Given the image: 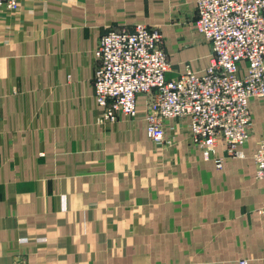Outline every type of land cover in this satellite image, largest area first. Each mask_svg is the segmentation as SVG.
I'll use <instances>...</instances> for the list:
<instances>
[{"label":"crops","instance_id":"1","mask_svg":"<svg viewBox=\"0 0 264 264\" xmlns=\"http://www.w3.org/2000/svg\"><path fill=\"white\" fill-rule=\"evenodd\" d=\"M195 0H22L0 7V264H264L253 131L220 167L191 145L187 120L154 145L144 120L101 121L93 52L110 29L158 26L167 79L209 65ZM245 64H242L244 72ZM260 120V124H258ZM172 128V130H171Z\"/></svg>","mask_w":264,"mask_h":264},{"label":"built area","instance_id":"2","mask_svg":"<svg viewBox=\"0 0 264 264\" xmlns=\"http://www.w3.org/2000/svg\"><path fill=\"white\" fill-rule=\"evenodd\" d=\"M21 1L0 0V7L14 11ZM195 11L194 29L210 47L203 72L167 79L170 63L158 26L110 29L93 52L94 100L100 120L115 122L136 119V98L145 96L146 131L154 145L170 143L169 121L187 120L191 145L220 167L225 158L216 155V146L226 145V158H242L253 131L250 103L264 99V0H195ZM253 162L264 218V135Z\"/></svg>","mask_w":264,"mask_h":264},{"label":"rangeland","instance_id":"3","mask_svg":"<svg viewBox=\"0 0 264 264\" xmlns=\"http://www.w3.org/2000/svg\"><path fill=\"white\" fill-rule=\"evenodd\" d=\"M261 122H260V120H258V124H260Z\"/></svg>","mask_w":264,"mask_h":264},{"label":"bare ground","instance_id":"4","mask_svg":"<svg viewBox=\"0 0 264 264\" xmlns=\"http://www.w3.org/2000/svg\"><path fill=\"white\" fill-rule=\"evenodd\" d=\"M136 108H137V106H136ZM117 121V120H116Z\"/></svg>","mask_w":264,"mask_h":264}]
</instances>
